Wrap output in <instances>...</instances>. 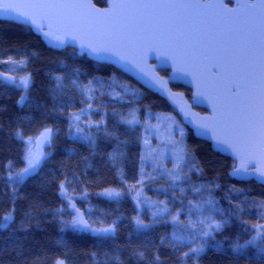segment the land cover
Segmentation results:
<instances>
[{"label": "trees", "instance_id": "obj_1", "mask_svg": "<svg viewBox=\"0 0 264 264\" xmlns=\"http://www.w3.org/2000/svg\"><path fill=\"white\" fill-rule=\"evenodd\" d=\"M0 70L18 78L14 84L0 80V219L13 216L0 228V264H264V237L247 243L257 235L254 226L264 224V186L232 178L235 162L186 126V158L165 183L172 188L168 211L146 228L136 226L133 188L142 185L144 174L150 178L143 184L162 178L160 170L144 165L143 125L130 126L123 117L138 107L142 122L165 113L184 127L167 100L110 64L74 48L51 49L30 27L5 20H0ZM160 74L168 76L169 70ZM25 77L26 89L18 86ZM172 88L190 98L187 87ZM48 128L54 130L48 156L17 183L26 166L24 139ZM62 185L81 197L75 205L91 228L114 231L71 227L74 214ZM107 189L125 196L103 197ZM214 222L222 227L205 236ZM200 239L204 249L197 254L191 250Z\"/></svg>", "mask_w": 264, "mask_h": 264}, {"label": "water", "instance_id": "obj_2", "mask_svg": "<svg viewBox=\"0 0 264 264\" xmlns=\"http://www.w3.org/2000/svg\"><path fill=\"white\" fill-rule=\"evenodd\" d=\"M8 2L17 4L23 0ZM132 2L206 4L209 0H132ZM215 2L219 3V0ZM242 2L245 0H224L226 7L230 9L237 8ZM91 3L96 9L108 11L111 9L112 0H106L105 6H98L94 0H91ZM10 11L11 17L0 15V20L30 27L51 49L74 48L80 56L85 55L90 60L110 64L143 88L167 100L181 117L182 123L196 138L209 142L215 152L231 158L235 162L233 169L240 167L236 151L246 150L241 139L229 135L227 136L229 144L217 145L216 140L210 138V135H217L233 119L244 123L245 117L249 114L247 105L250 97L253 103L252 118L256 123H261V117L264 116V54H262L264 45L261 44L258 34L254 40H250L246 28L227 24L220 17L213 15L219 11L218 9L127 8L120 10L115 17L103 24L100 23L103 18L81 19L80 10L21 8ZM24 11L48 15L52 24L51 30L61 39L55 40L44 36L31 24H25L26 17L19 15ZM86 44H91L94 48H108L111 51L102 54L105 58L98 59L90 49L81 47ZM121 57L131 63L125 67ZM161 70H169L168 76L161 75ZM145 74L147 77L164 81L169 95L147 83ZM12 77L16 78L15 81L10 79ZM0 80L14 84L18 78L0 70ZM172 84H180L190 89V98L183 91L174 90ZM237 84L240 85L238 96L235 95L234 87ZM170 96H175L177 103H173ZM198 109H205L206 112ZM199 124H208L210 128L198 129L196 125ZM47 130H50V134L45 139L41 134ZM53 137L54 130L48 128L34 138L33 156L40 159L38 166L43 161L42 150L52 142ZM230 144L233 146L230 147ZM254 154L259 163L253 168V172L257 169L264 171V144L259 140ZM233 169L230 176L235 180L241 182L254 180L264 186V180L258 175H233ZM63 188L65 189L64 186ZM68 195L69 192L66 190V196H63ZM76 213L77 219L82 218L90 225L83 210L77 208Z\"/></svg>", "mask_w": 264, "mask_h": 264}, {"label": "snow or ice", "instance_id": "obj_3", "mask_svg": "<svg viewBox=\"0 0 264 264\" xmlns=\"http://www.w3.org/2000/svg\"><path fill=\"white\" fill-rule=\"evenodd\" d=\"M71 9V10H80V18L84 19H93L100 20V23L103 24L107 20L115 17L120 10L127 8H203V9H218V12H214L213 15L220 17L227 24L233 26H243L246 28L248 37L250 40H254L255 36L258 34L261 40V44L264 45V0H257V2H245L239 3L237 8H227L224 0H219V3L215 0H209L206 4H193V3H140L132 2V0H112L111 9L108 11H101L96 9L95 6L91 3V0H23L22 3L13 4L8 2V0H0V15L5 17H11L12 11L17 9ZM20 16L26 17L24 20L25 24H31L36 28L37 31L41 32L42 35L51 37L55 40H60V36L56 35L51 29L52 24L50 18L46 14L37 15L35 12L24 11L19 13ZM49 29L44 31V29ZM63 43V41H61ZM82 48L90 49L91 52L95 53L98 59L105 58L102 54L111 51L108 48L96 47L94 48L91 44L81 45ZM264 54V50H262ZM121 60H124V66L127 67L130 61H127L124 57H121ZM140 60H143V54L140 55ZM15 64H22L23 61H13ZM138 66V65H137ZM213 67H217L213 65ZM147 83H149L153 88L158 89L165 95H169L167 92L165 82L155 78L147 77ZM15 81V77L10 78ZM21 85L26 89L29 84V78L25 77L20 81ZM236 92L235 95L240 94V85H234ZM173 100V103H177V98L175 96H170ZM24 97L21 98L23 100ZM250 102L247 105L248 115L245 117V122L241 123L239 120L233 119L229 124H227L221 131L215 135H210V138L215 139L217 145L220 144H229L227 136L235 135L238 136L241 141L246 146V150H237L236 155L240 159V167L233 169V175H258V177L264 180V171L257 169L256 172H253V168H256V165L259 161L254 154L255 146L257 140L260 143L264 144V116L261 117V123H256L252 118L253 112V103L252 98H249ZM191 122V121H190ZM198 129H209L210 125L208 124H199L196 125ZM50 134V130H47L41 135L47 139ZM209 134V133H202ZM31 143V138H29ZM233 145L230 144V147ZM26 159L29 160L28 167H26L18 175L17 183L21 182L27 174L31 171H34L40 163V159L35 158L31 150H29V155L26 156ZM12 178L11 176L9 177ZM62 191L61 195L66 196V190L61 186ZM105 195L108 196H119L118 192H106ZM75 208V205H71ZM12 213L4 215L0 219V228H7L9 223L12 221ZM215 223V222H214ZM71 227L78 231H94L99 234L110 233L114 231V228H103V229H92L86 221L81 219L73 220ZM222 227L221 223H215V228L219 229ZM264 228V226H254ZM212 230V225H209V231ZM209 233L205 232L204 235L207 236ZM260 237H264V231H258L256 237L253 240L248 241L247 243L253 244ZM264 244V241H262ZM240 245H236V248H240ZM203 250V247L192 249L191 251L199 254ZM261 253L264 254V247H261ZM142 255V254H141ZM188 255V253H185ZM57 264H65L63 260H58Z\"/></svg>", "mask_w": 264, "mask_h": 264}, {"label": "rangeland", "instance_id": "obj_4", "mask_svg": "<svg viewBox=\"0 0 264 264\" xmlns=\"http://www.w3.org/2000/svg\"><path fill=\"white\" fill-rule=\"evenodd\" d=\"M22 79L23 78L19 80L18 86L24 88L20 83ZM139 110L140 109L138 107L131 109L123 117L124 122L130 126L143 125V145L145 149L143 156L144 165L150 170H160L159 175L162 178L155 180L158 182L149 180L147 181L149 183L143 184L144 180L150 178L148 174H144L140 181V184L142 185L133 188V200H135L137 203V215L134 221L136 226L139 229H142L159 220L168 211V209L165 207L166 195L172 194V188L171 185L165 183L166 180H168L169 174L170 177L175 174V172L172 173L171 171H174L177 166L182 164L186 158L183 147L184 139L186 137V129L185 126H178L173 118L169 119L172 117L171 114L165 113H160L159 115L161 118L157 119L155 122H151V118L149 116L145 122H142ZM173 116L175 117V115ZM34 138H31V143L29 142V138L24 139L27 146L26 156L29 155V150H31L32 155L34 154ZM41 154L43 159L46 158L48 156L47 149H43ZM28 164L29 160L26 159L25 168L28 167ZM23 170H21L20 173ZM34 171H36V169ZM34 171H31L29 174L33 173ZM172 182H177V179ZM106 192H118L120 195L108 196L105 195ZM101 195L109 199H119L125 196L122 191L117 189L104 190L102 191ZM79 198L81 197L71 194L68 195V197H65L69 209L73 211L74 220L77 219L76 209H80L75 205V200ZM73 204L75 205V208L71 207ZM209 225H212L211 231H209ZM257 226H264V224H258ZM216 229L215 223H210L207 225L208 233H211ZM257 230L264 231V228L257 227ZM201 246L203 247L202 239L199 240L198 246L196 248H201Z\"/></svg>", "mask_w": 264, "mask_h": 264}]
</instances>
